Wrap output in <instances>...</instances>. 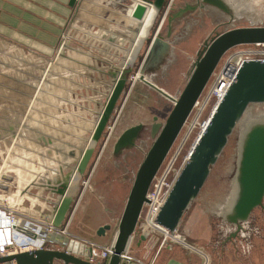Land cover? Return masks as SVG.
Here are the masks:
<instances>
[{"label": "rangeland", "instance_id": "374dc122", "mask_svg": "<svg viewBox=\"0 0 264 264\" xmlns=\"http://www.w3.org/2000/svg\"><path fill=\"white\" fill-rule=\"evenodd\" d=\"M225 1L232 8L233 11L231 13L234 17L231 16L232 14L227 15L210 5L202 10L199 8L196 11H191V13L185 15L176 23L171 38L173 40L176 39L178 43L181 42L184 46L172 49V52L165 58L159 68L147 72V77L151 82L173 97H179L188 81L193 64L197 59V54L203 48L206 40L235 28L264 27V0ZM194 2L195 0H176L171 8H167L166 14L169 12L168 15H170L173 11L177 12L179 7L184 4L189 3L191 5ZM238 6L241 8L240 12L236 11ZM168 15L161 28V32L164 35L167 34ZM230 18L232 19L230 20ZM154 23L131 66L132 72L129 75L126 89L117 103L112 119L96 142L89 161L85 165L83 175L78 183L79 188L82 187L80 196L79 198L76 195L74 196L75 198L71 202L72 211L69 210L63 218L66 220L67 216L69 218L73 216V224L68 229V233L71 235H80L86 239L91 238L92 235H98L100 229L98 224L101 219L108 221L105 225H111V229L107 230L105 235H100L103 239H108L114 231H118L129 196L127 187L129 188L130 185H133L140 164L154 142L151 136L154 117L158 118L157 123L165 124L174 107V103L171 100L140 81L138 77L140 63L147 53V41L152 36ZM91 40L98 42V39L92 38ZM249 48L248 45L235 47L224 56L222 61L224 62L229 56ZM17 53L18 56H24L22 60L18 61L20 68L18 70V85L20 87L26 86V72L29 71L27 67L33 65L32 71L35 78L34 104L36 107L42 108L45 104L61 105L64 101L73 102L76 100L75 92L85 98L93 99V97L98 96L96 88L91 90L83 87L81 90V86H77L74 83L78 79L75 80L73 77L69 78L70 80L58 78L57 74L61 69L60 67L73 68L74 64L60 65L58 61H52L49 65L50 74L44 77L43 73L45 70L41 68V65L46 59H43L37 53H31L32 55L22 51ZM70 56H80V53L73 50ZM3 58L5 59V57ZM33 59L34 63L32 64ZM123 62L119 60L115 65H111L112 68L108 70L106 75L100 76L101 79H94L95 86L100 85L101 90L100 87L99 90L102 92L99 98H96L98 99V104L93 120H95L106 95L109 93L113 80L112 74L120 68ZM89 66L97 68L98 71H104L107 66L110 68V65H102L97 61H89L85 68H89ZM8 67H10L9 63L0 62V86L1 79L3 80V86L9 84V81L5 79V75L1 74V71ZM213 80L214 78L209 82L204 91V96L209 92ZM81 97H79L80 100ZM22 102L23 98H20L19 104ZM82 113L85 121V113L88 115V112ZM203 113L204 115L200 119H198L200 115L198 109L191 114L188 123L184 126L170 151L164 168L167 169L171 164L173 165L175 158L177 160L173 168L179 169L183 166L199 135V122L201 123L208 116L207 110L206 113ZM68 114L64 111H58V113H55V121L60 123L61 121L58 118L64 115L70 116ZM35 120V127H42V116H36ZM256 120H264V104H252L249 106L246 115L230 136L229 142L217 163L212 167L206 184L185 213L179 228L180 231L177 233L178 237H184L186 245L205 257L208 264H264V247L259 246V242L258 240L256 241L255 237L252 238V235L256 234V230L260 232L256 228V219L253 215H258L261 208L254 210L249 222L243 225L244 230L237 237H231L237 228L227 223L224 218L237 189L236 174L241 153V141L251 124ZM138 124H143L144 129L135 141V146L115 154L114 147L117 139L126 129ZM26 128L27 126L24 125L20 129L18 137L22 138V140L19 143L20 147L17 148L18 152H16L15 157L12 154L8 156L9 158L7 157L6 149H8L9 145L4 144L5 147H2V151L0 150V172L12 175L15 177L16 182L17 179H20L21 183L19 185L24 192L28 191L29 188L32 190V187H37L35 189L36 193L38 188L44 189L43 198L47 200L48 204V202H53L56 199L58 194L57 183L63 184L65 182L62 183L58 179L66 177L63 179L66 180L67 176L74 171L78 162L77 158L84 150V141L77 144L81 150H78L73 155H70L72 152L69 145H64L65 148L62 150L66 153H54L52 155L46 153L48 158L46 157V162L42 163V155L37 153L39 149L43 148V143H39L42 141L37 138L39 130L32 128L28 133ZM86 137L90 138V135ZM14 146L17 147L18 145ZM75 156L76 158H74ZM54 157H57V159L55 160ZM10 170L13 171L11 172ZM28 186L29 188L26 189ZM103 189H105L104 192L101 191ZM84 192L85 196L82 197ZM32 193H34V190H32ZM147 214L148 207L145 206L137 234L132 239L131 244L139 238V233L142 224L145 223ZM53 227L60 228L57 225ZM59 234L63 235L55 231L54 228L50 230V235L59 236ZM157 237H159L157 248L150 254L144 253L143 250H138L137 255L145 257V254H147L149 256L147 257L148 259L154 257L165 236L157 235ZM178 237H174V239L178 241ZM174 239L170 236L164 241L165 253H169L167 249L169 244L177 242ZM178 244L183 243L178 241ZM51 246L59 248V245L54 243Z\"/></svg>", "mask_w": 264, "mask_h": 264}, {"label": "water", "instance_id": "95a60500", "mask_svg": "<svg viewBox=\"0 0 264 264\" xmlns=\"http://www.w3.org/2000/svg\"><path fill=\"white\" fill-rule=\"evenodd\" d=\"M131 1L130 18L136 22V25L130 29L132 36L129 41V49H131L133 41L144 23L149 9H155L158 15L166 7L168 0ZM78 2L79 0H71L70 7L75 8ZM204 2L229 12L228 6L223 0H204ZM188 7L180 9L169 18L170 30H172L173 21L184 17L189 9L190 11L196 9V7ZM147 42L149 49L138 71L139 80L171 100L174 107L165 124L157 123L158 118L154 117V124L151 128V136L154 142L136 174L118 226L114 242L115 254L107 264H119L120 254L130 247L132 239L137 234L143 209L149 203L148 193L152 182L166 161L196 103L206 90L224 56L233 48L241 45L264 44V27L235 28L206 40L203 48L197 54L188 81L179 97H173L147 77V72L154 71L162 65L165 58L172 52V45L159 32ZM20 67L22 66L20 65ZM131 72V67L125 70L117 82L98 127L94 147L88 153L85 165L89 161L96 142L112 119L117 103L126 89ZM15 86L18 87L19 85L16 83ZM19 88L26 89L20 86ZM0 91H2L1 88ZM0 101L5 102L1 98ZM252 104H264V62L260 61H245L241 66L236 81L212 115L206 130L195 143L172 191L155 220V227L150 228V231H160L163 235H171L172 239L173 236L177 237L185 213L200 194L210 176L212 167L217 163L229 142L230 136ZM143 129V124L126 129L117 139L114 147L115 154L135 146V141ZM0 146L5 147L2 143ZM69 176L58 191L60 196L65 192ZM0 179L1 182L6 183H0V190L7 193L11 192V186L7 184H15V177L2 174ZM236 184L235 196L224 216L227 223L237 228L231 237H237L244 230L243 225L249 222L254 210L264 208V120L254 121L241 141ZM77 190L76 196L79 198L82 187L79 188L78 185ZM69 210L72 211L71 207ZM66 212L63 211L62 214L65 215ZM110 229L111 225H104L100 227L98 235H105L106 231ZM148 236V234L140 235L139 244L146 241ZM178 241L185 244L183 236H180ZM53 243L59 245V248L52 247ZM68 246V238L63 236L54 242L46 243L43 247L0 256V264H54L55 260H60L64 264H99L73 254ZM184 246L186 249L194 251L190 246L186 244Z\"/></svg>", "mask_w": 264, "mask_h": 264}, {"label": "crops", "instance_id": "0c3cea01", "mask_svg": "<svg viewBox=\"0 0 264 264\" xmlns=\"http://www.w3.org/2000/svg\"><path fill=\"white\" fill-rule=\"evenodd\" d=\"M70 1L0 0V62L10 64V67L1 71V74L5 75V79L9 81V84L3 86V80L1 79L0 86L2 90L0 91V98L5 101H0V143L9 145L8 149H6L7 157L11 154L15 157L17 154V148L20 147L19 143L22 140L18 136L21 127L24 125L27 126L26 131L28 133L32 128L39 130V136L37 138L42 141L39 143H43V148L39 149L37 153L42 155L44 159H42V163L46 162V153L49 155L66 153L62 150L65 148L64 145H69L72 152L70 155H73L78 150L80 151L81 148L77 144L84 141L89 129L93 125V121L97 123L99 113L105 107L108 95L114 87L119 73L117 71L115 74H112L113 80L109 93L106 95L95 120H93V115L97 110L98 104V99L96 98H99L102 92L100 91L101 86H95L93 81L96 78L101 79V75H106L108 70H111V65H115L119 60H124L132 36L130 29L136 25V22L129 16L131 12L129 7L132 5V1L79 0L75 8L70 7ZM168 14L169 12L165 15L160 29L164 25L165 18ZM171 16L172 13L168 15V29L165 40L172 45V49H176L177 47L181 48L184 45L181 42L178 43L176 39L173 40L171 35L174 32L176 23L183 17L173 21L172 30H170L169 18ZM92 38L98 39V42L91 40ZM73 50L80 53V56L71 57L70 54ZM21 51L29 55H32L31 53H37L40 57L46 59L43 65H41V68L45 70L43 73L44 77L50 74L49 65L52 61H58L60 65L74 64L75 66L73 68L60 67L61 69L57 74L58 78L70 80L69 78L73 77L75 80L78 79L74 83L77 86L80 85L81 90L83 87L91 90L96 88L98 96L93 97V99L85 98L75 92L76 100L73 102L64 101L61 105L45 104L42 108L39 106L36 107L34 104L35 78L32 71L33 65L27 67L29 71L26 72V89H19V86H15L19 80L18 70L20 68L18 67V61L24 58L22 55L18 56L17 52ZM89 61H97L102 65H110V68L107 66L104 71H98L97 68L92 66L85 68V65ZM33 63L34 60L32 61ZM15 73L16 75H14ZM79 97H81V100ZM20 98H23L21 104H19ZM58 111L67 112L70 116L62 115L63 117L60 118L64 119L58 118L61 121L58 123L55 121V113H58ZM85 111L88 112V115L85 113L84 121L82 112ZM39 115L43 118V124L42 127H35V118ZM88 135L91 137L92 133ZM14 145L18 146L15 147ZM0 150L2 151L1 146ZM54 158L55 160L57 159V157ZM10 171L12 172L13 170ZM2 174L0 172V175ZM64 178L66 177L58 180L63 183L65 181L63 180ZM0 183L5 182H1L0 179ZM19 183H21L20 179H17V182L13 185L7 184L11 186V192L9 193L0 190L1 206L24 215L49 230L54 228L55 231L61 234L65 232L63 236L88 240L101 245H108L115 242L118 231H114L106 240L100 235H92L91 238L86 239L80 235L69 234L68 229L73 224V216L70 218L67 216L66 220H64L65 215L62 212L56 213L61 196L57 194L56 199L47 204V200L43 198L44 189L38 188L36 193L35 189L37 187H32V190H34V193H32V190L28 186L26 188H29L28 191L24 192ZM57 184L59 191L62 188V184H59V182ZM131 188L132 185L129 188L127 187L128 195ZM101 191L104 192L105 189ZM84 196L85 192L82 197ZM253 217L256 219V223L254 222L256 228L260 232L256 230V234L252 235V238L255 237L256 241L258 240L259 242V246L264 247V208H261L258 215H253ZM107 223V220L101 219L98 227L104 226ZM55 225L60 228L53 227ZM150 230L144 233L149 235L146 241H142L139 244L140 235L143 234L140 231L139 238L130 245V249L135 254L138 253V250H143L144 253L150 254V252L158 247L159 237L157 235L162 236L163 233L160 231L152 232ZM252 241L254 242V240ZM79 244L89 247L83 243ZM164 245L162 242L159 247L160 264H201L204 259L197 252L186 249L183 244H178L177 242L169 244L167 246L169 253L164 252ZM90 251L88 254H90ZM147 254H145L146 258L149 257ZM98 262L99 264H107V261L100 262L99 260ZM54 264H64V262L55 260Z\"/></svg>", "mask_w": 264, "mask_h": 264}, {"label": "built area", "instance_id": "2783aa9c", "mask_svg": "<svg viewBox=\"0 0 264 264\" xmlns=\"http://www.w3.org/2000/svg\"><path fill=\"white\" fill-rule=\"evenodd\" d=\"M168 1V7L171 8L176 0ZM248 46L250 47L249 49L237 52L227 58L221 69H219L220 71L214 74V80L207 95L204 96L203 93L201 98L196 103L194 110L198 109L200 111L198 119L204 115L203 112L206 113V110L208 111V116L201 123L199 122V135L195 143L198 141L201 134L206 130L212 115L215 113L219 104L222 102L229 89L236 81L243 63L245 61L264 62V44L259 43ZM176 160L177 158H175L173 165L171 164V166H169L167 169L164 168L165 161L154 181L152 182L150 191L148 193L149 203L145 205L148 207V214L145 223H149V229L155 226V220L163 208L185 164L184 162L183 166L179 170L173 168ZM149 229L147 231H149ZM141 231L143 234L145 233L142 228ZM64 233L65 232H62L63 235ZM63 235H50V230L45 226L0 205V256L28 251L37 247H43L46 243L51 241L54 242L57 238H60ZM164 236L163 243L171 235ZM64 237L68 238L69 244L72 241H76L88 245L91 251L86 259L89 261L97 263H99V260L100 262H108L109 259L115 254L114 242L108 245H101L79 238L77 239L68 236ZM159 254L160 249L156 251V255H154V257L148 259L135 254L130 249V247H128L120 254L119 264H160ZM201 264H208L205 257Z\"/></svg>", "mask_w": 264, "mask_h": 264}, {"label": "bare ground", "instance_id": "6f19581e", "mask_svg": "<svg viewBox=\"0 0 264 264\" xmlns=\"http://www.w3.org/2000/svg\"><path fill=\"white\" fill-rule=\"evenodd\" d=\"M240 9L241 8L239 6L236 7L237 12H240ZM156 13L157 12L155 9H153V8L149 9V11L146 14L145 21L142 24V27L140 28L135 40L133 41L131 49L127 50L126 57L123 60L124 62L121 64L120 68L117 70V72H119L118 77L115 80L114 87H113L110 95L107 98L105 107L103 108L102 111H100L99 119H98L97 123L95 121H93V125L89 129L88 134L92 133V136L90 138L85 137V139H84V146H85L84 150H83V152H81V155L78 157L77 165H76L74 171L71 172V174L67 180L66 189H65V192L61 195V200H60L58 207L56 208V213L63 212V211L68 212V210L70 209L72 199L75 198L74 196L76 195V192L78 191L77 190L78 183L81 179V176L83 175L84 165H85L86 159L89 155L88 153H90L91 149L94 147L95 136H96L98 127L102 121L103 114L105 113L108 101L110 100V97H111V95H112V93H113V91L117 85V82L121 79L123 72L125 70H127L128 68H130L132 66V64L134 63L136 55H137L138 51L140 50L142 44L144 43L145 39L148 37L149 30L152 27V25L156 19V15H157ZM126 58H127V61H126ZM190 153H189V155H190ZM188 156H187V158H188ZM149 226H150L149 223H143L141 228L145 232H147V230L149 229ZM151 226H152V224H151ZM153 227H155V226H153ZM173 237H176V236H173ZM178 239H179V237H178ZM68 247H69V250L73 254H76L82 258H86L89 255L88 253L90 251V248L85 246V245L83 246L76 241H72Z\"/></svg>", "mask_w": 264, "mask_h": 264}, {"label": "flooded vegetation", "instance_id": "af4514ba", "mask_svg": "<svg viewBox=\"0 0 264 264\" xmlns=\"http://www.w3.org/2000/svg\"><path fill=\"white\" fill-rule=\"evenodd\" d=\"M225 3H226V5L228 6V9H229V12H226V11H224V10H222V9H220L219 7H216V6H214V5H212V4H209V3H206V2H204V0H195V2L193 3V4H191V5H189V3H186V4H184L183 6H181V7H179V9H178V11L180 10V9H184V8H187L188 6H191V7H188V8H193V7H196V9H195V11L196 10H198L199 8L202 10V9H204L206 6H213V7H215V8H217L219 11H222V12H224L225 14H227V15H231L232 13V8L230 7V5H229V3L227 2V1H225V0H223ZM203 6V7H202ZM177 11V12H178ZM194 10H192V12H193ZM177 12H172V15L173 14H175V13H177ZM189 13H191V11H190V9H189V11H188V13L187 14H189ZM186 14V15H187ZM185 16V15H184ZM232 17H234V15L232 14L231 15ZM232 18H230V20H231ZM161 27V26H160ZM158 32L162 35V37L165 39V35H164V33H162L161 32V29L159 28V30H158ZM157 32V33H158ZM212 38V37H211ZM223 62V61H222ZM220 63V65H219V67L217 68V70H216V72L220 69V67L222 66V64H224L226 61H224L223 63ZM215 72V73H216ZM213 78V77H212ZM142 132V131H141ZM141 134V133H140ZM140 136V135H139Z\"/></svg>", "mask_w": 264, "mask_h": 264}, {"label": "trees", "instance_id": "16d2710c", "mask_svg": "<svg viewBox=\"0 0 264 264\" xmlns=\"http://www.w3.org/2000/svg\"><path fill=\"white\" fill-rule=\"evenodd\" d=\"M168 5H169V1H167V5H166V7H164L161 11H160V13H159V15H158V17L156 18V21H155V25H154V27H153V30H152V36H151V40L155 37V35L157 34V32H158V30H159V28H160V26H161V24H162V21H163V19H164V17H165V14H166V10H167V8H168ZM148 49H149V44H148ZM148 51V50H147ZM147 54V53H146ZM146 56V55H145ZM143 60H144V58L142 59V61H141V63H140V66H141V64H142V62H143Z\"/></svg>", "mask_w": 264, "mask_h": 264}]
</instances>
